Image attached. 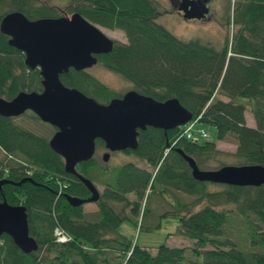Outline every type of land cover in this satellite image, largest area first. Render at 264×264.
I'll return each instance as SVG.
<instances>
[{
	"label": "trees",
	"instance_id": "1",
	"mask_svg": "<svg viewBox=\"0 0 264 264\" xmlns=\"http://www.w3.org/2000/svg\"><path fill=\"white\" fill-rule=\"evenodd\" d=\"M10 10L31 19L76 11L95 24L122 30L126 40H115L110 51L97 54L98 64L142 94L177 98L192 112L191 119L215 127L216 140L234 137L236 164L264 167V0L233 1L235 29L218 48L196 38L180 39L158 23L156 0H0V17ZM7 39L0 31V97L40 91L38 68L27 67L23 53ZM59 79L99 102L121 95L86 69L69 67ZM246 109L253 126L245 122ZM182 129L147 125L138 131L136 147L122 150L135 160L109 170L96 153L76 162L77 172L102 186L92 218L83 203L72 206L65 198H83L89 191L64 171L62 157L50 148L54 126L29 110L0 115V179L30 178L0 184V200L24 205L28 232L37 244L25 253L2 233L0 264H264V229L255 227L264 225V185L213 183L210 188L212 182L194 179L176 148L201 169L228 163L224 157L229 153L217 148L216 140L186 138ZM94 143L103 146L99 138ZM156 197L172 208L158 216L173 215L175 234L191 240L190 257L183 246L160 243L151 250L120 229L123 222L134 225L138 215L140 224L148 214L154 216L149 203ZM233 217L245 226L254 248L238 245L225 233ZM54 227L67 236L65 241L55 239Z\"/></svg>",
	"mask_w": 264,
	"mask_h": 264
},
{
	"label": "water",
	"instance_id": "2",
	"mask_svg": "<svg viewBox=\"0 0 264 264\" xmlns=\"http://www.w3.org/2000/svg\"><path fill=\"white\" fill-rule=\"evenodd\" d=\"M192 3L197 4L189 6ZM179 9L184 18H198L207 11L200 0H181ZM0 31L8 36L10 45L23 53L27 67L38 68L41 83L40 91L23 89L9 99L0 97V115L17 116L30 110L41 121L55 127L48 138L50 148L62 157L64 171L75 176L89 191L83 198L66 195L72 206L98 198L96 185L74 167L76 162L93 154L95 138L102 140L105 149L100 158L107 161L112 151L134 149L138 131L147 125L165 131L192 118V112L175 97L157 100L130 88L103 103L63 84L59 74L69 67L86 69L96 63V54L106 53L113 47L111 37L76 11L31 19L18 10H10L0 17ZM176 151L198 181L264 185V167L260 164L225 163L217 168L201 169L181 149L176 148ZM25 180L30 181V178L16 182L1 178L0 184H19ZM2 233L25 253L36 249V241L28 232L24 205L10 204L4 197L0 200V236Z\"/></svg>",
	"mask_w": 264,
	"mask_h": 264
},
{
	"label": "rangeland",
	"instance_id": "3",
	"mask_svg": "<svg viewBox=\"0 0 264 264\" xmlns=\"http://www.w3.org/2000/svg\"><path fill=\"white\" fill-rule=\"evenodd\" d=\"M234 0H218V3H214L217 6V10L213 13V17L208 20H184L180 17L176 10L172 8L170 0H156L158 4L159 13L155 17V20L171 31L175 36L180 39L196 38L202 42H208L214 47H220L227 37L230 38L231 33L235 29V25L230 20V15L232 13V3ZM68 15V14H67ZM229 19V21L227 20ZM227 20V21H226ZM99 29L107 36L116 39L117 41L124 42L126 40L125 35L122 30L117 28H106L101 25L96 24ZM86 70L99 79L101 82L106 84L115 92L123 93L127 89L132 88L131 83L121 77L119 74L104 68L102 65L95 63L92 66L86 68ZM244 119L246 124L253 126V118L250 112L246 109L244 111ZM203 128L207 133V140H216L215 127L209 123L195 122L193 124L192 130L196 128ZM235 139L232 135H227L224 139L216 140L215 146L223 151H227L229 154L224 158L228 163L236 164L238 161L236 157L232 155L235 149ZM105 148H103L104 151ZM102 149L97 153V160L101 166H105L107 170L111 169L121 162L127 160H135V157L131 154L124 153L122 150H115L110 152L107 161H102L100 154ZM3 153L0 150V157ZM138 165H142L141 161H136ZM215 164V162H212ZM98 190L101 189L100 183H95ZM213 183L210 184V188H215ZM184 198L187 196L180 195ZM131 198V197H130ZM205 202V201H204ZM202 204V203H201ZM149 207L155 215L148 214L147 217L140 224V216L135 217L137 222L134 225L123 222L120 225V229L124 231L131 240L139 245H143L153 250L158 244L165 243L169 246H183L185 248V253L187 257H190L189 248L191 247V240L175 234L177 220L173 215H167L165 217H159L163 211H171L172 208L166 204L161 198L156 197V199L150 201ZM83 210H85L89 217H94L96 213V205L93 201L84 202L82 204ZM157 215V216H156ZM88 217V218H89ZM159 218V221L157 220ZM158 226H151L155 223ZM257 230L264 229V225L259 223L255 225ZM225 233L233 240L236 241L238 245L254 248L247 242L245 238L246 228L241 223L238 217H233V219L224 225ZM192 258V257H191Z\"/></svg>",
	"mask_w": 264,
	"mask_h": 264
},
{
	"label": "flooded vegetation",
	"instance_id": "4",
	"mask_svg": "<svg viewBox=\"0 0 264 264\" xmlns=\"http://www.w3.org/2000/svg\"><path fill=\"white\" fill-rule=\"evenodd\" d=\"M194 2H195V0H193ZM201 2H203L204 4H205V7H206V9H207V11L203 14V15H201L200 17H198V18H196V17H191V18H184L183 16H182V11L179 9V5H181V0H170V3H171V5H172V8L173 9H175L176 10V12H177V14L180 16V17H182L184 20H191V19H195V20H208V19H210V18H212L213 17V13L215 12V10H217V6H214V3H218V0H200ZM194 4H197V3H192L191 5L189 4V6H193ZM183 5V4H182ZM196 7V6H195ZM113 39V38H112ZM116 39H113V43H114V41H115ZM96 56H97V54H96ZM96 63H97V61H96ZM122 94V93H121ZM25 111H27V110H24L23 112H25ZM30 111V110H29ZM22 112V113H23ZM21 113V114H22ZM21 114H19V115H21ZM19 115H17V116H19ZM54 129H55V127H54ZM103 148H104V146H102V147H100V148H96V146H95V148H94V152H93V154L94 153H98L101 149H102V151H103ZM101 151V152H102Z\"/></svg>",
	"mask_w": 264,
	"mask_h": 264
},
{
	"label": "built area",
	"instance_id": "5",
	"mask_svg": "<svg viewBox=\"0 0 264 264\" xmlns=\"http://www.w3.org/2000/svg\"><path fill=\"white\" fill-rule=\"evenodd\" d=\"M196 122V118L188 121L184 124L182 133L184 136L188 139H198V138H204L207 136L206 131L199 127L195 130H192L193 124ZM53 235L57 241H65L67 239V236L59 229L58 227H54L53 229Z\"/></svg>",
	"mask_w": 264,
	"mask_h": 264
}]
</instances>
